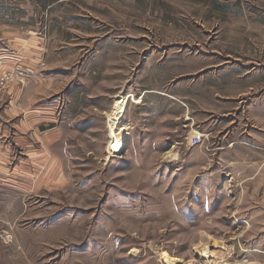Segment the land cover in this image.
<instances>
[{
    "label": "rangeland",
    "instance_id": "374dc122",
    "mask_svg": "<svg viewBox=\"0 0 264 264\" xmlns=\"http://www.w3.org/2000/svg\"><path fill=\"white\" fill-rule=\"evenodd\" d=\"M0 264H264V0H0Z\"/></svg>",
    "mask_w": 264,
    "mask_h": 264
},
{
    "label": "bare ground",
    "instance_id": "6f19581e",
    "mask_svg": "<svg viewBox=\"0 0 264 264\" xmlns=\"http://www.w3.org/2000/svg\"><path fill=\"white\" fill-rule=\"evenodd\" d=\"M116 113L114 114L113 112H112V114H114V117H113V119H112V125L114 126L115 124H116V122L118 121V120H120L122 117H123V115H124V109H125V106H126V101H125V99H118L117 101H116ZM111 114V115H112ZM112 136L113 137H116V131H114V130H112ZM117 139V143L118 144H120V143H122L123 142V139H124V137H123V135H122V137L121 138H116ZM125 140V139H124Z\"/></svg>",
    "mask_w": 264,
    "mask_h": 264
},
{
    "label": "crops",
    "instance_id": "0c3cea01",
    "mask_svg": "<svg viewBox=\"0 0 264 264\" xmlns=\"http://www.w3.org/2000/svg\"><path fill=\"white\" fill-rule=\"evenodd\" d=\"M58 125H54V124H51V131L48 133V135H55L57 133L60 132V129H58ZM233 142H230V145L232 144Z\"/></svg>",
    "mask_w": 264,
    "mask_h": 264
},
{
    "label": "built area",
    "instance_id": "2783aa9c",
    "mask_svg": "<svg viewBox=\"0 0 264 264\" xmlns=\"http://www.w3.org/2000/svg\"><path fill=\"white\" fill-rule=\"evenodd\" d=\"M201 135L195 137V143H199L201 141Z\"/></svg>",
    "mask_w": 264,
    "mask_h": 264
}]
</instances>
